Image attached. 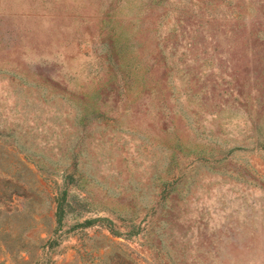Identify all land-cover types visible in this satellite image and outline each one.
I'll return each instance as SVG.
<instances>
[{"label":"rangeland","instance_id":"rangeland-1","mask_svg":"<svg viewBox=\"0 0 264 264\" xmlns=\"http://www.w3.org/2000/svg\"><path fill=\"white\" fill-rule=\"evenodd\" d=\"M0 264H264V0H0Z\"/></svg>","mask_w":264,"mask_h":264},{"label":"trees","instance_id":"trees-1","mask_svg":"<svg viewBox=\"0 0 264 264\" xmlns=\"http://www.w3.org/2000/svg\"><path fill=\"white\" fill-rule=\"evenodd\" d=\"M61 211L56 214L57 221H61Z\"/></svg>","mask_w":264,"mask_h":264}]
</instances>
